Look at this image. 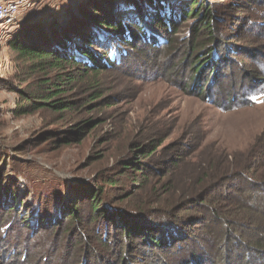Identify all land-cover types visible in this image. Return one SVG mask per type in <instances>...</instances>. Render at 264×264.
I'll list each match as a JSON object with an SVG mask.
<instances>
[{
    "label": "rangeland",
    "instance_id": "1",
    "mask_svg": "<svg viewBox=\"0 0 264 264\" xmlns=\"http://www.w3.org/2000/svg\"><path fill=\"white\" fill-rule=\"evenodd\" d=\"M42 1L21 0L12 21L0 22L7 27L15 23L17 27L0 31V180L15 182L18 189L15 203L0 200V205L7 208L0 213V264H143L140 260L144 255L137 250L140 247L118 233L113 236L108 231L103 237V233L98 232L97 236L95 231L90 237L85 231L84 240L79 229L59 226L40 234L28 220L22 226L24 219L31 218L24 213L25 205L33 204L24 188L29 181L33 184L31 180L48 190L54 185L63 190L65 200L75 203L77 200L73 194L70 196L68 187L87 190L100 185L114 172L123 175L119 187L128 188L130 183L136 186V182L129 181L131 168H120L127 160L156 159L165 169L155 172L150 183H138L144 189L137 190L132 201L148 203L155 193L159 204L171 209L170 203L203 192L232 171L244 170L245 160L252 158L255 146L264 138V100L252 105L246 101L255 86L251 83L252 71L257 69L264 76V0H241L236 7L229 8L226 22H222V42L231 44L234 52L227 54L223 49L225 53L219 60L205 65L204 60L197 62L203 52L200 56L191 53L194 38L180 43L188 35L187 30L191 26L197 30L200 22L179 13L177 24L181 33L169 39L153 31L152 22L145 19V12L160 11L167 18L168 7L163 10L161 2L148 3L149 9L145 7L141 17L144 28L158 39L161 50L173 45L172 50L157 54L142 47L145 53L133 52L123 69L85 79L70 93L71 99L79 102L77 107L62 115L44 108L26 113L18 110L19 106L34 103L27 98L42 84L41 78L63 73H35L28 62L12 51L8 42L23 28V24H17L19 17L32 12L37 25L43 19L49 22L51 12L62 13L65 8L64 16L69 18L77 14L82 0H51L52 5L45 8ZM201 2L208 7L218 4L214 0ZM238 4L249 6L239 9ZM119 14L133 18L135 11L126 7ZM205 39L206 32H201L199 40ZM215 69L216 77L212 75ZM67 71L68 68L64 70ZM95 90L100 98L90 103L87 100ZM231 97L233 102L228 100ZM85 120L94 125L75 134L77 125ZM136 146L145 148L138 154L134 152ZM171 164L176 167H170ZM167 182H171L170 188L163 190ZM228 183L229 179L221 186ZM226 188L223 194L230 192ZM104 194L118 193L105 189ZM194 228L189 227L193 231ZM241 247L236 246L228 258L229 252L226 257H216L217 264H245L247 255L252 264H261L260 257ZM77 253L79 258L75 257ZM188 256H183L182 262L190 261ZM210 256L205 263L214 264V257Z\"/></svg>",
    "mask_w": 264,
    "mask_h": 264
},
{
    "label": "trees",
    "instance_id": "2",
    "mask_svg": "<svg viewBox=\"0 0 264 264\" xmlns=\"http://www.w3.org/2000/svg\"><path fill=\"white\" fill-rule=\"evenodd\" d=\"M189 1L191 0H82L76 15L65 18L63 8L62 13L57 10L51 12L48 16L49 22H44L43 19L40 20L42 23L37 25L33 23L35 19L31 16L32 12L20 16L17 24H23V28L14 33L12 40L8 42L12 51L20 56L21 60L28 62V67L35 73L42 74L52 70H61L63 73L41 78L42 84L27 98L34 103L30 106H19L18 110L26 113L32 109L44 108L62 115L77 107L79 102L73 101L70 93L85 79L123 69L133 52H139L140 55L145 53L142 47L145 49L147 46L150 53L170 52L173 45L161 50L158 47V39L144 28L141 22L148 3L161 2L163 10L168 7L169 13L165 19L160 15L162 11L159 14L145 12V19L152 22L151 29L168 38L175 39L177 34L181 33L177 24L179 13L180 16L183 13V17H192L200 22L197 30L191 26L192 29L187 30L188 37L180 40V43L184 44L192 38L195 39L191 53L204 54L197 62L204 60L203 65L210 61L216 62L225 53L224 50L227 54L233 53L232 45L227 41L222 42V22H226L229 8L236 7L241 0H214L218 4L209 7L202 4L201 1L204 0H192L191 3ZM244 1L258 3L261 0ZM41 5L45 8L52 5V1L43 0ZM248 6L249 4H238L237 8ZM126 7L135 11L133 18L119 14ZM1 24L0 31H13L16 27L15 23L10 27ZM201 32H206L204 42L203 39L199 40ZM211 67L215 68V65L211 63ZM66 68L68 71L65 73ZM251 74V83L255 86L253 90L250 88L251 92L246 97L247 105L264 100V76L257 69ZM212 75L217 76V69L213 70ZM211 87H215V84ZM99 98L100 93L95 90L87 101L93 103ZM228 100L233 102L232 97ZM92 125L94 122L90 120L82 121L77 125L75 134ZM255 147L252 158L245 160L246 168L232 171V174H228L223 180L229 179L227 186H221L223 181L215 182L199 194L170 203L171 209L165 208L163 203L160 205V198H156L155 193L148 203L142 200L132 201L135 192L144 189V186H139L138 183H150L149 180L155 172L165 169L160 160L156 159L147 161L135 158L127 160L125 166L120 168L123 171L131 168L129 181L136 182V186L130 183L128 188L119 187L123 175L121 172H114L106 181L87 190L73 185L68 187L70 196L73 194L77 200L75 203L65 200L61 188L52 185L53 188L48 190V187L45 188L31 180L33 184H29V181L27 188H24L28 190L27 196L31 198L29 202L33 203L25 205L24 213L31 218L24 219L20 224L23 226L28 220L40 234L59 226L79 229L82 230L81 236H84V240L85 231H88L90 237L95 231L97 236L98 232L103 233V237L108 231L113 236L118 233L129 242L132 241L136 247H140L137 250L144 255L140 260L143 264H208L205 262L208 256L212 257L210 254L214 257L213 263L217 264L216 257H226L229 252L228 258L234 253L236 246H243L241 248L245 252L250 251L252 255L260 257L261 264H264V138ZM144 148L136 146L134 152L139 154ZM153 153L154 150L145 155L146 158ZM172 166L176 167V164H171L170 167ZM1 181L0 200L15 203V198L18 197L16 183ZM167 183L162 186L163 190L170 188L171 182ZM101 186L118 194H104L105 189ZM226 187L230 192L223 194ZM5 209V206L0 205V213ZM49 221L51 224H47ZM190 226L196 227L194 231L189 229ZM92 243L96 242L93 240ZM204 253H208L207 256H204ZM187 255L191 256L190 261L182 262L183 256ZM247 258L245 264H252L248 255Z\"/></svg>",
    "mask_w": 264,
    "mask_h": 264
},
{
    "label": "built area",
    "instance_id": "3",
    "mask_svg": "<svg viewBox=\"0 0 264 264\" xmlns=\"http://www.w3.org/2000/svg\"><path fill=\"white\" fill-rule=\"evenodd\" d=\"M21 0H6L0 4V22L3 20L12 21V14L19 8Z\"/></svg>",
    "mask_w": 264,
    "mask_h": 264
}]
</instances>
